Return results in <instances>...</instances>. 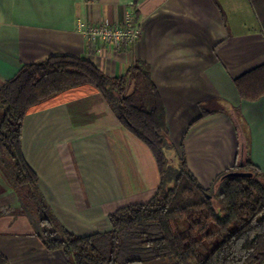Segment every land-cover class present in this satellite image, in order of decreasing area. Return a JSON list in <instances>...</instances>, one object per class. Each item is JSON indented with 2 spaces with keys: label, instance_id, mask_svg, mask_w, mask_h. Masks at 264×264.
Listing matches in <instances>:
<instances>
[{
  "label": "crops",
  "instance_id": "obj_1",
  "mask_svg": "<svg viewBox=\"0 0 264 264\" xmlns=\"http://www.w3.org/2000/svg\"><path fill=\"white\" fill-rule=\"evenodd\" d=\"M130 13L141 27L132 44L117 48L81 31L82 23L122 25ZM54 55L89 59L112 76L148 63L171 139L203 187L248 156L264 171V97L243 99L235 83L264 64L250 0H0V79ZM23 151L57 219L80 236L111 230L112 212L147 203L161 183L152 151L88 85L28 114ZM16 203L0 173V211ZM32 226L26 215L0 214L9 264H70Z\"/></svg>",
  "mask_w": 264,
  "mask_h": 264
},
{
  "label": "trees",
  "instance_id": "obj_2",
  "mask_svg": "<svg viewBox=\"0 0 264 264\" xmlns=\"http://www.w3.org/2000/svg\"><path fill=\"white\" fill-rule=\"evenodd\" d=\"M264 30V0H250ZM112 76L95 62L54 55L23 64L15 76L0 79V173L16 205L0 214L26 215L49 251H63L70 264H264V171L250 156L203 187L191 171L183 144L170 136L165 105L151 66L136 61ZM243 99L264 97V64L235 80ZM96 88L118 120L152 151L161 183L147 203L123 206L110 214L112 229L87 236L67 229L40 187V178L23 151L28 114L70 89ZM173 152L177 163H171ZM246 171L245 177L233 171ZM184 221L185 229L180 223ZM0 250V264H9Z\"/></svg>",
  "mask_w": 264,
  "mask_h": 264
},
{
  "label": "built area",
  "instance_id": "obj_3",
  "mask_svg": "<svg viewBox=\"0 0 264 264\" xmlns=\"http://www.w3.org/2000/svg\"><path fill=\"white\" fill-rule=\"evenodd\" d=\"M127 16L122 25L82 23L80 28L87 38L92 40L102 39L114 43L115 47L120 48L124 44L129 45V43L135 42L141 34V27L134 22L131 13Z\"/></svg>",
  "mask_w": 264,
  "mask_h": 264
},
{
  "label": "rangeland",
  "instance_id": "obj_4",
  "mask_svg": "<svg viewBox=\"0 0 264 264\" xmlns=\"http://www.w3.org/2000/svg\"><path fill=\"white\" fill-rule=\"evenodd\" d=\"M170 154L171 153H169V156H170ZM170 158H171V161H172L171 163H173V164H176L177 163V159H176V157H175L174 154L171 155ZM31 224L33 225L32 227L35 229L36 227H35L34 223L31 222ZM179 225H180L181 229H185L186 228V224H185L184 221H182ZM160 262L161 261H155V262H151V263H148V264H160ZM192 264H197V262L194 261Z\"/></svg>",
  "mask_w": 264,
  "mask_h": 264
},
{
  "label": "water",
  "instance_id": "obj_5",
  "mask_svg": "<svg viewBox=\"0 0 264 264\" xmlns=\"http://www.w3.org/2000/svg\"><path fill=\"white\" fill-rule=\"evenodd\" d=\"M239 165H240V167H243V166H244V163H240ZM230 174L233 175V176H237V177H245V176L250 175V173H248V172H246V171H241V172H240V170H238V171H233V172H231Z\"/></svg>",
  "mask_w": 264,
  "mask_h": 264
}]
</instances>
